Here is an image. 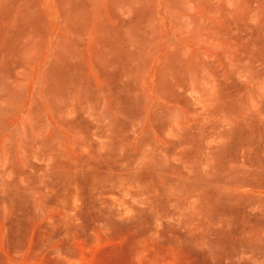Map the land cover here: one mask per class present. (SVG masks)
Listing matches in <instances>:
<instances>
[{
    "label": "rangeland",
    "instance_id": "374dc122",
    "mask_svg": "<svg viewBox=\"0 0 264 264\" xmlns=\"http://www.w3.org/2000/svg\"><path fill=\"white\" fill-rule=\"evenodd\" d=\"M0 264H264V0H0Z\"/></svg>",
    "mask_w": 264,
    "mask_h": 264
}]
</instances>
